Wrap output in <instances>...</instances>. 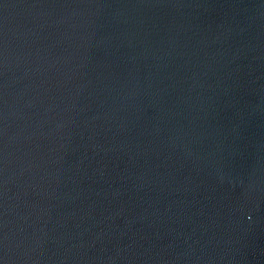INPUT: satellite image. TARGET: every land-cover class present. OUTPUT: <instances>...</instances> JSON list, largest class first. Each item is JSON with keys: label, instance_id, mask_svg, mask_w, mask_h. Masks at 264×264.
I'll use <instances>...</instances> for the list:
<instances>
[{"label": "water", "instance_id": "1", "mask_svg": "<svg viewBox=\"0 0 264 264\" xmlns=\"http://www.w3.org/2000/svg\"><path fill=\"white\" fill-rule=\"evenodd\" d=\"M0 264H264V0H0Z\"/></svg>", "mask_w": 264, "mask_h": 264}]
</instances>
